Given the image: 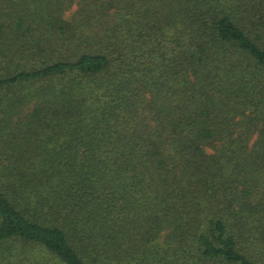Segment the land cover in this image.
I'll return each instance as SVG.
<instances>
[{"label":"trees","instance_id":"16d2710c","mask_svg":"<svg viewBox=\"0 0 264 264\" xmlns=\"http://www.w3.org/2000/svg\"><path fill=\"white\" fill-rule=\"evenodd\" d=\"M0 264H264V0H0Z\"/></svg>","mask_w":264,"mask_h":264}]
</instances>
